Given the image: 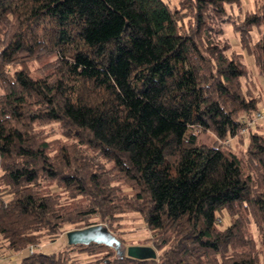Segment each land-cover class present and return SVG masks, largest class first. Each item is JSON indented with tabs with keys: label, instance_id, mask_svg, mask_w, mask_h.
Returning <instances> with one entry per match:
<instances>
[{
	"label": "trees",
	"instance_id": "obj_1",
	"mask_svg": "<svg viewBox=\"0 0 264 264\" xmlns=\"http://www.w3.org/2000/svg\"><path fill=\"white\" fill-rule=\"evenodd\" d=\"M260 79L264 0H0V251L134 212L156 258L19 264H264Z\"/></svg>",
	"mask_w": 264,
	"mask_h": 264
},
{
	"label": "rangeland",
	"instance_id": "obj_2",
	"mask_svg": "<svg viewBox=\"0 0 264 264\" xmlns=\"http://www.w3.org/2000/svg\"><path fill=\"white\" fill-rule=\"evenodd\" d=\"M255 7V0H242V10H248L253 9ZM229 42L233 45V48L237 51H241L240 44H239V35L234 33L232 30L231 25L225 26V35H224ZM255 38H257V34L255 35ZM246 61L249 62L251 66H253L251 58L247 57ZM253 70H256L255 67H253ZM263 83L264 87V81L263 79H260ZM262 86V85H261ZM264 106V104H263ZM263 123V120L257 122ZM54 136H60L59 132H55ZM233 146L236 145L235 140L230 141ZM237 147V146H235ZM98 161L103 162L105 165H108V162H105L104 159L97 158ZM51 189L54 191H60L62 192L57 186L52 185ZM63 193V192H62ZM63 202L66 204L72 203L64 194L63 196ZM94 222L97 221V218L93 219ZM226 223H228V218L225 220ZM107 231L105 229L99 230L97 233L99 234V237L101 236V233L105 234L107 240L104 243H110V242H121V247L127 249L130 245H149L146 244L148 239L152 236L153 232L149 230L147 225L144 223L142 217L134 212L126 213L124 216L117 222H115L113 225H107L105 224ZM77 225H67L65 233L58 237L55 240H50L48 238H44L43 241L39 246H33L34 249L40 250L44 253H55L62 249H64L68 245V238H67V232L70 230H76ZM94 236H97L96 233L93 234ZM258 236V234H256ZM98 241V240H97ZM151 246V245H149ZM0 253L4 255L6 260H9L12 256L17 257L13 261L15 264H19L20 260L28 255L30 253V248H26L24 250H21L20 252H9L1 250ZM76 255V252L75 254ZM80 261L85 262L88 260H91L92 257H86V255H81L78 257ZM13 259H11L12 261Z\"/></svg>",
	"mask_w": 264,
	"mask_h": 264
},
{
	"label": "water",
	"instance_id": "obj_3",
	"mask_svg": "<svg viewBox=\"0 0 264 264\" xmlns=\"http://www.w3.org/2000/svg\"><path fill=\"white\" fill-rule=\"evenodd\" d=\"M101 229H105V231H107L106 226L102 224H96L86 228L70 230L66 233L68 238V244L88 245L93 242L106 244L116 247L118 254L121 256L127 255L129 257L137 258V259L156 258L158 255L156 249L153 246H149V245H130L127 247V249H125L121 247V242L104 243L107 240L105 234L101 233V236L99 237V234L97 233ZM94 233H96L97 236H94L93 235Z\"/></svg>",
	"mask_w": 264,
	"mask_h": 264
},
{
	"label": "built area",
	"instance_id": "obj_4",
	"mask_svg": "<svg viewBox=\"0 0 264 264\" xmlns=\"http://www.w3.org/2000/svg\"><path fill=\"white\" fill-rule=\"evenodd\" d=\"M264 120V106L255 113L254 117L252 120H245V122H247L248 124H250L251 126L254 125L255 123ZM30 251L34 252V247L31 246L30 247ZM0 264H11L10 262H8L6 260V258L4 257V255L1 253L0 254Z\"/></svg>",
	"mask_w": 264,
	"mask_h": 264
},
{
	"label": "crops",
	"instance_id": "obj_5",
	"mask_svg": "<svg viewBox=\"0 0 264 264\" xmlns=\"http://www.w3.org/2000/svg\"><path fill=\"white\" fill-rule=\"evenodd\" d=\"M1 254V253H0ZM15 258H17V257H14V256H12L9 260H7L8 262H10L11 264H14V260H15ZM11 259H13L12 261H11Z\"/></svg>",
	"mask_w": 264,
	"mask_h": 264
}]
</instances>
